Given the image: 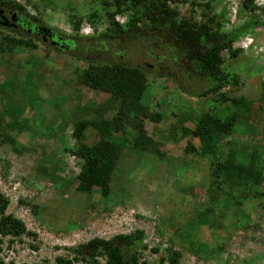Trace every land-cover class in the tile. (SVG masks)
I'll list each match as a JSON object with an SVG mask.
<instances>
[{
    "label": "rangeland",
    "instance_id": "374dc122",
    "mask_svg": "<svg viewBox=\"0 0 264 264\" xmlns=\"http://www.w3.org/2000/svg\"><path fill=\"white\" fill-rule=\"evenodd\" d=\"M14 1L39 19L41 25L65 32H69L67 17H80L79 33L83 34L91 32L86 18L92 11L97 13L94 23L97 30L105 27L104 9L110 8L103 2L111 3V0ZM207 1L197 0L200 4ZM241 1L220 0L215 8L217 12L222 6L225 8L224 31L251 17L239 10ZM252 1L259 7L253 15L261 17L264 0ZM172 6L187 15V4ZM199 13L197 9L193 20L201 19ZM114 20L122 23L125 16L117 15ZM1 33L9 34V31L0 27ZM254 34L235 45L243 49L240 55L243 53L252 59L257 56L255 64L248 66L242 61L235 66L230 61L226 68L238 73V86L221 91H229L231 97L242 95L250 102L230 139L243 142L249 133L255 137L257 147L253 152L263 160L260 161L263 180L256 189L264 193V29ZM33 42L35 50L0 52V194L7 201L4 214L20 220L25 230L33 233L17 238L0 235V264H56L55 258L71 259L74 253L69 249L91 238L109 239L134 230L144 234L145 249L139 261L145 264H168L159 262L168 249L180 252L181 264H264V195L248 198L240 207H229L222 215L218 208L211 207L213 219L205 218L201 224L197 223V212L207 209L209 198L214 196L216 200L219 193L210 196L206 190L210 182L207 160L184 151L185 142L197 146L196 139L179 140L178 136L170 135L173 118L161 120L159 124L147 121L143 124L147 137L156 143L152 147L155 153L122 146L110 176L107 199L100 200L96 188L89 194L78 193L73 179L78 172L77 160L62 151L63 147L75 144L70 136L71 126L57 129L56 125L65 116L69 117L74 106L88 108L92 103L95 107L105 96L93 94L84 87L73 88L74 63ZM240 55L239 59L243 60ZM31 74L37 83L25 82ZM148 83L152 86L153 109L163 110L165 116L169 111L166 106L170 104H175L171 111L178 114L183 112L182 107L200 109L210 99L186 97L177 90L171 91L173 85L165 78L150 76ZM77 88L79 91H75ZM51 102L58 107L52 109ZM53 113H57V122L51 124ZM93 116L91 112L84 114L87 120ZM2 133L13 139V144L5 142ZM84 135L83 142L87 144L97 139V134L89 129ZM121 137L120 133L116 135L119 141ZM226 139L221 149L226 148ZM224 190L229 191L226 187ZM153 248L157 253L151 252ZM193 248L198 250L197 254ZM72 264L84 263L73 261Z\"/></svg>",
    "mask_w": 264,
    "mask_h": 264
},
{
    "label": "trees",
    "instance_id": "16d2710c",
    "mask_svg": "<svg viewBox=\"0 0 264 264\" xmlns=\"http://www.w3.org/2000/svg\"><path fill=\"white\" fill-rule=\"evenodd\" d=\"M219 2L209 0L200 4L197 0H111L110 4L103 2L110 8L104 9L105 27L97 30L94 24L97 13L92 11L86 18L91 32L83 34L79 33L80 17H67L69 32H65L41 25L39 19L29 15L24 6L14 0H0V9L10 8L12 12L21 14L25 22L31 21L47 30L52 35L50 41L54 43L50 45L49 41L29 38L22 30L18 32L3 28L9 34H0V52L35 50L33 40H37L46 49L74 63L71 70L73 88H85L93 94L105 96L95 107H92V103L88 108L74 106L69 111V117L65 116L56 125L57 129L67 124L71 126L70 136L75 144L70 148L63 147L62 151L77 160L78 172L73 179L77 182L78 193L89 194L96 188L100 200L107 199L110 176L122 146L130 145L138 152H154L152 147L156 143L147 137L143 124L146 121L159 124L161 120L173 118L170 135L178 136L179 140L186 137L196 139L198 145L193 146L190 141H186L184 151L207 160L210 182L206 190L210 196L219 193L216 200L214 196L209 198L207 209L197 212V223L201 224L205 218L213 219V207L218 208L219 215H222V211L229 207H240L248 198L264 195L256 189L263 180L260 163L263 160L253 152V148L257 147L253 140L255 137L249 133L243 142L230 139L250 102L242 95L231 97L228 96L229 91H221L238 86V73L226 68L230 61L235 62V66H239L242 61L248 66L255 64L256 56L252 59L243 53L240 55L243 49L235 44L246 37H253L255 31L264 29V10H261V17H256L253 13L259 10L258 5L252 0H242L239 10L246 11L251 17L239 26L224 31L223 24L227 21L225 8L222 6L220 11H214ZM178 4H187V15L172 6ZM197 9L201 15L198 22L192 18ZM117 15H124V22L115 21ZM162 38L167 42L164 43ZM130 52L134 59L130 58ZM239 55L243 60H240ZM77 64L81 67L78 68ZM150 76L169 80L174 88L171 91L177 90L186 97L198 99L208 96L210 99L200 109L182 107L180 109L183 112L178 114L171 111V106L175 104H170L166 106L169 111L168 116H165L163 110H154L151 105L153 94L152 86L148 83ZM29 78L25 80L27 84L37 83L31 79L32 74ZM78 88L75 91H79ZM53 103L49 104L52 109L58 107L57 103ZM86 112L94 114L93 118L85 119ZM52 115L50 123L54 124L57 122V113ZM87 129L97 134V139L89 144L83 142ZM118 133L122 136L121 141L116 138ZM2 136L5 142L13 144L14 140L5 133ZM225 138L228 139L224 144L226 148L221 149ZM225 187L228 192L224 190ZM6 203L0 194V235L8 234L13 238L24 234L33 235L25 230L20 220L4 214ZM143 238L141 230L114 235L109 239L94 237L69 249V252L74 253L71 259L57 257L55 262L145 264L139 261L145 249ZM195 249L192 250L197 254L198 250ZM151 252L157 253V250L153 248ZM180 257L179 251L168 249L159 262L181 264Z\"/></svg>",
    "mask_w": 264,
    "mask_h": 264
},
{
    "label": "flooded vegetation",
    "instance_id": "af4514ba",
    "mask_svg": "<svg viewBox=\"0 0 264 264\" xmlns=\"http://www.w3.org/2000/svg\"><path fill=\"white\" fill-rule=\"evenodd\" d=\"M21 17V18H19ZM0 27L5 29H11L15 31H24L26 32L27 37H36L37 39L46 42L49 41L50 45H54L53 42L50 41L51 38L50 32L35 25V23L31 21L25 22L21 14L12 12L10 8L0 9ZM37 41V40H35ZM85 264V262H83Z\"/></svg>",
    "mask_w": 264,
    "mask_h": 264
},
{
    "label": "crops",
    "instance_id": "0c3cea01",
    "mask_svg": "<svg viewBox=\"0 0 264 264\" xmlns=\"http://www.w3.org/2000/svg\"><path fill=\"white\" fill-rule=\"evenodd\" d=\"M264 51V50H263ZM257 57V56H256ZM259 57V56H258ZM261 59H263V57H261Z\"/></svg>",
    "mask_w": 264,
    "mask_h": 264
},
{
    "label": "clouds",
    "instance_id": "9594fccd",
    "mask_svg": "<svg viewBox=\"0 0 264 264\" xmlns=\"http://www.w3.org/2000/svg\"><path fill=\"white\" fill-rule=\"evenodd\" d=\"M73 157V156H72ZM74 158V157H73Z\"/></svg>",
    "mask_w": 264,
    "mask_h": 264
}]
</instances>
